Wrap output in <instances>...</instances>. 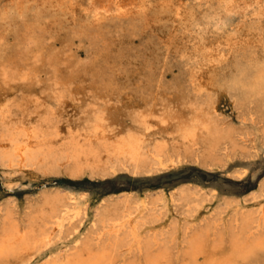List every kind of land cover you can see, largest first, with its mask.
<instances>
[{
    "label": "bare ground",
    "instance_id": "bare-ground-1",
    "mask_svg": "<svg viewBox=\"0 0 264 264\" xmlns=\"http://www.w3.org/2000/svg\"><path fill=\"white\" fill-rule=\"evenodd\" d=\"M253 137L264 148V0H0L10 174H151L182 155L204 166L224 147L251 153L239 138ZM177 191L171 204L108 194L80 236L81 205L59 187L19 212L1 201L0 264H264V177L244 206Z\"/></svg>",
    "mask_w": 264,
    "mask_h": 264
},
{
    "label": "rangeland",
    "instance_id": "rangeland-1",
    "mask_svg": "<svg viewBox=\"0 0 264 264\" xmlns=\"http://www.w3.org/2000/svg\"><path fill=\"white\" fill-rule=\"evenodd\" d=\"M225 112L230 117L229 120L237 124V113H232L231 110L227 108ZM253 139L254 141L239 138V145L245 144L250 148L251 153L249 154H245L241 146L234 152L224 147V149L219 151L217 156L218 159L215 162H210L204 166L193 161L194 159L191 157H183L182 155L179 158V162H170L168 163V168L166 167L153 171L151 174L143 173L140 175H132L127 169H120L111 175L101 176L97 174L92 175L90 171L85 170V173L83 172L81 177H72L64 168H61L59 173L44 174L42 173L43 171H39L33 167L18 169L16 173L10 174L0 164V204L4 201L12 202L14 206L17 205L15 209L19 212V210H23L30 200H33L38 195V192H40L42 188L59 187L63 191L71 193L81 205L82 212H80L82 215L80 216L85 217V219L78 232L79 236L89 227L95 207L105 196L111 193L131 191L137 194L138 197H142L145 193H150L153 198H165V201L171 204L174 203L175 195L179 194L177 187L187 183L197 186L200 193L205 194L213 204L214 202L218 204V201H223L224 198L235 197L241 202L240 204L244 206L245 202L242 203L243 201L241 200L250 195V193L258 187L261 179L264 177L260 175V169L256 167L261 161H264V148L257 147L258 151H256L255 145L257 142L255 141V137H253ZM226 161L230 163L227 164ZM212 163H214V165ZM253 169H255V171ZM188 180H190V182ZM9 186L10 188H8ZM194 188L192 189L193 191H195ZM136 190L139 191L137 192ZM210 211L211 209H209L207 213ZM72 239H62L54 248L66 249L70 243L72 244ZM39 261L40 260L37 259L33 264H37ZM12 264L20 263L14 262Z\"/></svg>",
    "mask_w": 264,
    "mask_h": 264
},
{
    "label": "snow or ice",
    "instance_id": "snow-or-ice-1",
    "mask_svg": "<svg viewBox=\"0 0 264 264\" xmlns=\"http://www.w3.org/2000/svg\"><path fill=\"white\" fill-rule=\"evenodd\" d=\"M256 167L260 169V175L264 176V161H261V163L256 165ZM253 170L255 171V169Z\"/></svg>",
    "mask_w": 264,
    "mask_h": 264
}]
</instances>
